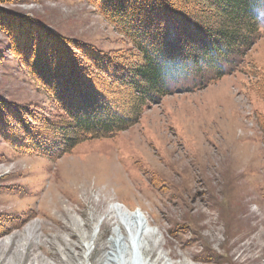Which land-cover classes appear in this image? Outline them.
Returning <instances> with one entry per match:
<instances>
[{
    "label": "rangeland",
    "instance_id": "1",
    "mask_svg": "<svg viewBox=\"0 0 264 264\" xmlns=\"http://www.w3.org/2000/svg\"><path fill=\"white\" fill-rule=\"evenodd\" d=\"M93 1L0 0V264H104L119 226L132 255L116 264H137L140 231L145 264H264L262 11L260 36L231 74L205 87L175 75L182 81L113 137L55 159L27 152L22 126L43 132L62 112L29 73L20 42L35 48V33L58 35L83 74L95 51L118 59L133 51ZM46 55L52 72L60 57ZM116 203L139 234L112 212ZM205 243L216 259H194Z\"/></svg>",
    "mask_w": 264,
    "mask_h": 264
},
{
    "label": "trees",
    "instance_id": "2",
    "mask_svg": "<svg viewBox=\"0 0 264 264\" xmlns=\"http://www.w3.org/2000/svg\"><path fill=\"white\" fill-rule=\"evenodd\" d=\"M93 4L128 39L133 51L119 59L97 51L85 55L88 67L83 74V66L58 35L35 33V48L26 42L29 37L20 42V50L30 55L25 62L29 73L62 112L44 120L43 132H31L27 123L22 126L29 153L55 159L83 141L113 137L136 124L145 107L169 94L172 83L180 81L175 75L205 87L232 73L260 36L259 11L264 12V0H95ZM46 52L51 58L55 53L60 57L52 72L45 64ZM124 58L138 63L128 64ZM25 140H20L24 146Z\"/></svg>",
    "mask_w": 264,
    "mask_h": 264
},
{
    "label": "bare ground",
    "instance_id": "3",
    "mask_svg": "<svg viewBox=\"0 0 264 264\" xmlns=\"http://www.w3.org/2000/svg\"><path fill=\"white\" fill-rule=\"evenodd\" d=\"M111 210H112V212H115L117 214L116 216L118 217V219L120 218L124 221L125 225L129 229L130 233H132L134 236L139 234L138 229H137L138 226H135L136 224H134L135 223L133 220L134 215L132 213L128 212L122 204H117V203L114 204L112 206ZM3 212H5V211H3ZM17 221H20V220H17ZM125 235L122 231V226L115 228V238L113 241H110V243L108 245L107 252H105L106 254H104L105 255V263L104 264H116V258L117 257L118 258L122 257L124 260H128V258H130L129 256H130V253L132 255V249H130V246L128 247L126 245V236ZM141 235H142V231H140V236H139L140 238H141ZM139 237H137L138 240L135 239L136 237L134 238V240H137V241L135 242V248H133L134 249L133 261H136L137 264H145V262H143V259L141 260L140 256L142 254V251H145L146 246H144V244H140ZM194 241H195L194 237H191L190 239H187L185 244H189L191 246ZM155 245L159 246L158 243ZM204 245L205 246H202L200 251H198L195 254L194 259H201L203 261L216 259V255H212L211 252H218V251L215 250L212 246H210V244L205 243ZM185 247H188V246H185ZM206 251L210 252V253L205 254ZM71 256L74 257L75 255L71 254ZM224 257L226 259H230L231 255H229L228 253H225ZM217 258H219V254H218ZM162 259L163 258H161V260Z\"/></svg>",
    "mask_w": 264,
    "mask_h": 264
}]
</instances>
